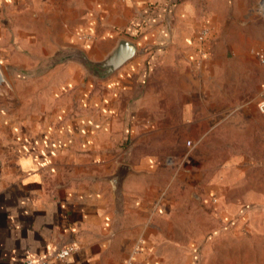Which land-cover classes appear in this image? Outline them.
<instances>
[{
    "label": "crops",
    "instance_id": "1",
    "mask_svg": "<svg viewBox=\"0 0 264 264\" xmlns=\"http://www.w3.org/2000/svg\"><path fill=\"white\" fill-rule=\"evenodd\" d=\"M251 11L250 0H0V264H264L263 234L222 229L230 215L203 207L264 180V131L256 151L224 148L234 122L264 120L243 96L251 72L264 75ZM124 30L138 52L103 79L65 58L101 60ZM176 74L179 101L167 98ZM175 107L195 146L149 147ZM64 245L74 250L55 259Z\"/></svg>",
    "mask_w": 264,
    "mask_h": 264
},
{
    "label": "rangeland",
    "instance_id": "2",
    "mask_svg": "<svg viewBox=\"0 0 264 264\" xmlns=\"http://www.w3.org/2000/svg\"><path fill=\"white\" fill-rule=\"evenodd\" d=\"M252 3V11L250 19L255 20L256 22H264V0H250ZM231 4V2H230ZM229 19L233 20V16L230 15ZM124 35L130 41L134 38V34L127 32L124 30ZM205 35L202 36L205 37ZM200 36V35H199ZM125 38V39H126ZM262 53V52H260ZM98 61V60H97ZM252 75L248 77L246 82L244 83L245 92L243 93L245 98H251L256 102L257 93L260 88V84L264 82V75H261L258 71H252ZM166 77L168 84L171 86V92L168 94L167 98H177V101L183 99V76L180 75H172L170 78ZM103 79V78H98ZM156 83V78L151 76L149 80V84L153 87ZM254 85H257L255 88ZM255 104V103H254ZM256 109V105H255ZM181 110L179 107L168 108L167 112L171 116V123H167L164 127H168V131L166 133H162L161 135H154L150 140L146 141V144L149 147H178L180 144L187 146V141L184 139V126L181 124ZM258 112V111H257ZM264 114V113H262ZM255 121V120H254ZM168 122V121H167ZM235 123V132L238 136V139H228L225 142V151L228 148H237V149H246V144L251 145L252 149L256 151L258 149V143L260 138V133L264 131V120L259 122L251 121L249 124H244L243 122ZM233 123V124H234ZM248 123V122H246ZM233 124H230V127H233ZM229 135L231 136V132L229 130ZM262 139V137H261ZM216 140H214L215 142ZM190 143V142H189ZM217 143V141H216ZM220 144V141H219ZM195 143L191 142L189 147H194ZM220 149V146H219ZM214 152L209 157V159L216 160V147L214 146ZM258 155L263 160L264 152H255V156ZM254 176V175H253ZM252 176V180L250 183H256V186L252 187H229L225 191V196L220 200L219 203H216L214 200H211L210 204H203V207L206 208L208 215H230L231 219L221 220L220 228L225 229H241L243 233H249L248 230H257V233H261L264 235V187H261V184L264 183V180H255V177L258 176V173L255 176ZM243 182H241L242 184ZM216 218V217H215ZM234 219V220H233Z\"/></svg>",
    "mask_w": 264,
    "mask_h": 264
},
{
    "label": "water",
    "instance_id": "3",
    "mask_svg": "<svg viewBox=\"0 0 264 264\" xmlns=\"http://www.w3.org/2000/svg\"><path fill=\"white\" fill-rule=\"evenodd\" d=\"M137 52V47L132 41L120 38L111 51L101 60H90L83 52L77 50L69 51L65 54V58H75L84 68L86 74L91 75L93 78H105L120 68L125 62L132 59ZM5 87V81L0 73V89Z\"/></svg>",
    "mask_w": 264,
    "mask_h": 264
},
{
    "label": "built area",
    "instance_id": "4",
    "mask_svg": "<svg viewBox=\"0 0 264 264\" xmlns=\"http://www.w3.org/2000/svg\"><path fill=\"white\" fill-rule=\"evenodd\" d=\"M206 34V30L202 31L200 34V38H202L203 35ZM261 60L264 64V54L261 55ZM256 105V110L259 113H264V83L261 84L259 91L257 93V99L255 102ZM189 144V142H187ZM74 250V246L72 245H64L61 246L60 248L56 249L53 252L54 258L57 260H62L65 257H67L72 251ZM45 257L44 256H31V255H26L24 257L23 264H44L45 263Z\"/></svg>",
    "mask_w": 264,
    "mask_h": 264
}]
</instances>
